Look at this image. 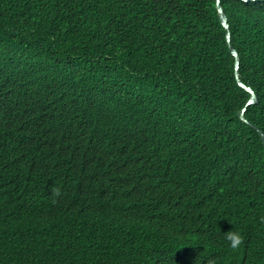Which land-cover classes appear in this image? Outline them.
<instances>
[{
    "label": "trees",
    "instance_id": "obj_1",
    "mask_svg": "<svg viewBox=\"0 0 264 264\" xmlns=\"http://www.w3.org/2000/svg\"><path fill=\"white\" fill-rule=\"evenodd\" d=\"M216 4L0 0V264H264V145ZM220 4L264 134V0Z\"/></svg>",
    "mask_w": 264,
    "mask_h": 264
},
{
    "label": "water",
    "instance_id": "obj_2",
    "mask_svg": "<svg viewBox=\"0 0 264 264\" xmlns=\"http://www.w3.org/2000/svg\"><path fill=\"white\" fill-rule=\"evenodd\" d=\"M216 7L218 10V15H219L221 24L226 30V39H227V43L229 46V50H230V52H231V54L235 60V77H236L237 83L239 84L240 87L245 89L250 94V98L248 99L246 106L241 110V112L239 114V118L243 122L250 125L251 127H253L256 131H258L260 133L261 140H262L263 145H264V134H263V132H261L258 127L251 124L245 117L246 108L249 106H252L254 104H258L259 99H258L256 93L254 92V90L251 87L246 86L240 79V74H239L240 57H239L238 52L235 50V48L231 44V33H230V29H229V22H228V18L226 16L221 4H220V0H217Z\"/></svg>",
    "mask_w": 264,
    "mask_h": 264
},
{
    "label": "clouds",
    "instance_id": "obj_3",
    "mask_svg": "<svg viewBox=\"0 0 264 264\" xmlns=\"http://www.w3.org/2000/svg\"><path fill=\"white\" fill-rule=\"evenodd\" d=\"M226 239L229 241V246L235 250L242 244L243 237L238 232H229L226 235Z\"/></svg>",
    "mask_w": 264,
    "mask_h": 264
}]
</instances>
